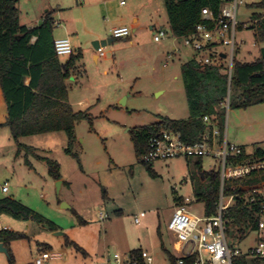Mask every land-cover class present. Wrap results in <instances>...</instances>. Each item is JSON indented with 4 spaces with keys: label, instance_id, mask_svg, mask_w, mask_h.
<instances>
[{
    "label": "rangeland",
    "instance_id": "374dc122",
    "mask_svg": "<svg viewBox=\"0 0 264 264\" xmlns=\"http://www.w3.org/2000/svg\"><path fill=\"white\" fill-rule=\"evenodd\" d=\"M98 1L17 0L21 24L36 25L47 10L55 20L53 35L69 36L73 47L84 49L83 71L67 79V98L75 111L85 110L91 118L76 121L70 146L64 131L14 139L6 126H0V199L12 197L44 218L37 221L0 214V224L23 234L8 242L12 263L0 252V264H36L42 242L51 243L54 252L64 248L66 257L43 264H96L103 254L128 255L135 247L151 253L154 264H169L166 250L177 255L167 229L176 198H190V211L205 213L204 202L193 191V183L200 182L196 157L154 161L150 165L153 176L136 157L130 138L131 129L160 117L189 116L180 65L192 57L193 50L173 35L164 0H151L152 4L123 0V5L120 0L102 5ZM129 9L137 11L142 28L114 38L105 46L106 58L95 62L92 41L96 38L85 31L104 28L102 37H110L116 20ZM263 14L264 0H243L238 5L236 20L247 27L236 30V39L242 41L234 54L237 60L247 50L257 53L264 46V40H256V29L250 27ZM153 23L167 32L158 42L149 28ZM123 97L124 104H120ZM223 133L229 143L243 144L251 154L256 147H264V102L245 108L225 104ZM47 160L57 163L59 179L51 175ZM201 165L205 171L219 170V160L213 156H202ZM57 180L64 181L58 191ZM201 181L208 184V178ZM5 183L6 191L2 189ZM100 214L105 217L100 219ZM50 222L56 230L48 228ZM64 234L87 250H100L102 256L94 259L93 252L84 255L77 246L65 245ZM256 237L252 230L240 236L235 228L226 229L228 244L242 253L256 244Z\"/></svg>",
    "mask_w": 264,
    "mask_h": 264
},
{
    "label": "trees",
    "instance_id": "16d2710c",
    "mask_svg": "<svg viewBox=\"0 0 264 264\" xmlns=\"http://www.w3.org/2000/svg\"><path fill=\"white\" fill-rule=\"evenodd\" d=\"M225 0H164L168 24L172 33L178 37L194 31L199 22L211 25L202 19V9H209L216 15ZM17 0H0V88L6 106V120L0 126H7L14 139L19 137L64 131L68 145L74 139L76 121L91 116L85 110L75 111L68 101L67 79L78 69L81 52L72 53L61 62L54 49V19L46 12L39 24L27 27L19 22ZM257 21L250 27L256 29V39L264 40V14L255 17ZM241 25H239V28ZM220 64H202L195 56L180 65L183 90L186 97L189 116L184 119L160 117L157 121L134 127L130 138L138 160L146 170L155 175L151 163L141 160L147 150L148 139L160 129H170L180 134L183 141L192 143L206 128L203 116L208 115L217 126L220 135L224 132L225 104L230 107H248L264 102V47L259 58L252 61H232L230 79ZM28 79V83H26ZM237 156H229L230 163H243L250 158L264 157V147H256L253 154L246 152L244 146ZM70 152V147L67 148ZM76 154L73 153V157ZM189 158V157H187ZM49 171L59 179L57 163L47 160ZM200 182L193 183L197 200L204 202L205 214L215 213V203L219 197L220 172L202 169L201 157L194 162ZM208 178V184L201 180ZM256 190V200L247 203L244 196ZM264 169L251 171L237 178L224 180L225 196L234 195L233 203L227 208L225 216L228 226L237 230L240 236L255 231L259 213L264 204ZM180 205L182 197H177ZM9 213L14 218L44 221L33 209L12 197L0 199V214ZM82 221V220H81ZM48 228L56 230L54 224ZM227 226V227H228ZM23 234L10 230H0V241L5 245ZM140 249L132 250L138 254ZM171 264L175 256L167 250ZM9 261L12 254L8 248ZM232 264H261L259 259L248 260L244 256L232 259Z\"/></svg>",
    "mask_w": 264,
    "mask_h": 264
},
{
    "label": "built area",
    "instance_id": "2783aa9c",
    "mask_svg": "<svg viewBox=\"0 0 264 264\" xmlns=\"http://www.w3.org/2000/svg\"><path fill=\"white\" fill-rule=\"evenodd\" d=\"M243 0H225L219 12L214 15L209 9H202V19L211 22V25L199 22L195 25L194 31L180 39L182 44L190 47L195 53V58L202 64H220L231 77L232 61L242 41L236 39V30L247 27L246 23L239 24L236 20V10ZM123 4L124 1L120 0ZM257 20L254 19L252 23ZM130 33L127 26L112 28L111 36L114 38L125 37ZM167 36L163 28H157L153 32V39L159 41ZM54 49L58 56L71 55L73 48L68 38H57L54 40ZM105 46L99 45L97 51L102 53ZM219 53H225V58ZM228 104V101L226 102ZM206 128L200 133L198 139L192 143L182 140L180 134L170 129H160L148 139L147 150L141 156V160L152 163L157 160H165L177 157H202L213 156L219 160L220 186L219 197L215 203V213L211 215H198L190 211L186 205H176L167 223V229L173 235V248L177 255L174 264H232V259L237 256H244L246 259H264V204L259 213L256 227V244L249 248L246 253L238 249H232L227 242L226 229L228 218L225 216L227 208L233 203L234 195L225 196L224 180L237 178L249 174L254 170L264 169V157L250 158L243 163H230L229 156H237L241 153L239 145L229 143L226 135L222 136L211 118L203 116ZM6 190V183L3 186ZM259 192L252 190L244 198L247 203L256 200L255 194ZM185 203L189 198H185ZM100 219L104 218L100 214ZM137 222V219H135ZM8 228L0 224V230ZM62 258L60 252L43 250L41 255L35 259L36 264H43L48 260ZM96 264H154V258L147 250L141 249L138 254L129 252L122 255L113 252L112 256L104 255L102 260Z\"/></svg>",
    "mask_w": 264,
    "mask_h": 264
},
{
    "label": "crops",
    "instance_id": "0c3cea01",
    "mask_svg": "<svg viewBox=\"0 0 264 264\" xmlns=\"http://www.w3.org/2000/svg\"><path fill=\"white\" fill-rule=\"evenodd\" d=\"M107 2H109V0H99L98 1V3H100V4H98V5H102V4H106ZM152 1L151 0H146V3L147 4H149V3H151ZM88 4H93V3H88ZM119 4L120 5H123V4H121L120 3V1H119ZM152 4V3H151ZM164 7H165V4H164ZM166 11V10H165ZM46 12H47V10H46ZM42 18H43V15L41 16V18L39 19V21L36 23V24H39V22L42 20ZM53 18V17H52ZM167 21H168V19H167ZM23 25H25V24H23ZM54 25H55V20H54ZM25 26H27V27H31V26H29V25H25ZM117 26H127V27H129L130 29H131V31L132 32H136L138 29H140V28H142V24H141V22H140V20H139V16L137 15V11H134L133 9H129L128 10V12H127V14L125 15V17L124 16H122V17H119L117 20H116V22H115V24L112 26V28H114V27H117ZM54 27V26H53ZM163 28V26L162 25H159L158 27L153 23V24H151V25H149V28L152 30V34H153V32L157 29V28ZM104 31H105V29L103 28V29H98V30H94V31H85V32H88V33H90L91 34V36L92 37H94V38H96V39H98V40H101V38L102 39H105V38H103L102 36V34L104 33ZM129 35V34H128ZM127 35V36H128ZM53 37H54V40L55 39H57V38H68L69 40H70V42H71V38L69 37V36H64V35H61V36H59V37H55L54 35H53ZM106 38H112V41L111 42H113L114 41V37H112V36H110V37H106ZM95 39V40H96ZM257 40V39H256ZM160 41V40H159ZM93 42V41H92ZM110 42V43H111ZM158 42V41H157ZM109 43V44H110ZM71 45H72V43H71ZM262 47H264V46H261V47H259V49H258V52L257 53H254V52H252V51H250V50H247L246 52H245V55H243V58L242 59H239L240 61H252V60H254V59H256V58H259V56H260V50H261V48ZM72 48H73V53H76V52H78V51H80L81 52V58L79 59V61H78V69L77 70H75L74 72H72V77L73 76H76V74L77 73H80V72H82L83 70H81L82 69V67H83V64H82V62H81V60L83 59V56H84V49L83 48H81V47H78V48H75V47H73V45H72ZM239 51V50H238ZM237 51V52H238ZM106 53H107V51H106V48L104 49V51L102 52V53H99L98 51H97V49H96V52H92V57H93V59H94V61L95 62H98L99 61V59H105L106 58ZM193 56H195V53H193L192 54V57ZM60 57H62V58H60ZM69 57V55H62V56H59V59H60V61L61 62H64L67 58ZM70 76V77H71ZM67 82V81H66ZM26 83H28V79H26ZM158 94L159 93H161V92H163V90H160V91H156ZM123 98H125V97H123ZM121 100H122V98H121ZM0 105H1V108H0V123H2V122H4L5 120H6V106H5V103H4V100H3V95H2V91H1V88H0ZM2 109H3V111H2ZM7 127V126H6ZM8 128V127H7ZM9 129V128H8ZM237 145H239V146H244L243 144H237ZM259 147H261V146H259ZM245 148V147H244ZM246 150V149H245ZM247 151H249V150H246V152ZM249 154H251V152H248ZM196 159V158H195ZM64 181L63 180H61V183H63ZM4 186V185H3ZM3 186H2V189H3ZM4 190V189H3ZM7 190V189H6ZM5 190V191H6ZM262 192H264V190L262 191ZM262 192H261V194H262ZM179 198V197H178ZM185 198H188V197H185ZM184 197H182V200H181V203H180V205L181 204H184V205H186V207L189 209V204H190V202H191V199L189 198V202H187V203H185V201H184V199H185ZM176 201V200H175ZM178 202H179V200H177ZM176 203V202H175ZM176 205H178V203L176 204ZM190 210V209H189ZM205 210V209H204ZM205 214V213H204ZM104 217H105V215H104ZM85 221L86 220H82V223H85ZM4 226H6V225H4ZM8 229L7 230H10V231H12L13 232V230L12 229H10V227L9 226H6ZM57 234H63V233H56V235ZM0 242H2V241H0ZM64 243H65V245H71V244H73V245H75V246H77V248H79V250H81L82 252H83V254L84 255H90V252L92 253L93 252V256H94V259L96 258L97 259V256H102V254H101V251L99 250V251H96V249L95 250H93V251H91V250H87L86 248H84L83 246H80L78 243H76L74 240H72V239H70L66 234H64ZM4 244V243H3ZM8 245L9 244H7V245H5L4 244V246L8 249L9 247H8ZM39 248H41V249H43V250H51L52 249V245H51V243H49V242H42L41 243V246L39 247ZM135 249H143L142 247H135V248H131V249H129V251H132V250H135ZM10 250V249H9ZM143 250H145V249H143ZM58 252H60L61 254H63L62 256V260H64L66 257L64 256V252H65V249L64 248H62V251H58ZM103 256H104V254H103ZM167 257H168V255H167ZM66 260V259H65ZM168 261H169V264H171V262H170V260H169V258H168Z\"/></svg>",
    "mask_w": 264,
    "mask_h": 264
},
{
    "label": "water",
    "instance_id": "95a60500",
    "mask_svg": "<svg viewBox=\"0 0 264 264\" xmlns=\"http://www.w3.org/2000/svg\"><path fill=\"white\" fill-rule=\"evenodd\" d=\"M111 41H112V38H105V39H101V40L96 39V40H93L92 46L96 50L99 47V45L106 46ZM219 55L221 57L225 58V53H219ZM120 104H124V98H122V100H120ZM60 184H61V180H57V182H56V190L57 191L59 190ZM62 206L68 207V205L67 204L64 205V203L62 204ZM0 252H4L5 254L8 255V249L4 246L3 242H0Z\"/></svg>",
    "mask_w": 264,
    "mask_h": 264
}]
</instances>
